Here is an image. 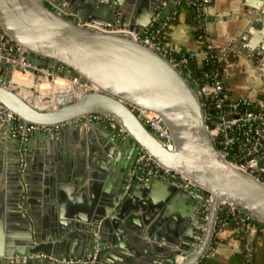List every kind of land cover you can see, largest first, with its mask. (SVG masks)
I'll use <instances>...</instances> for the list:
<instances>
[{"label":"water","instance_id":"1","mask_svg":"<svg viewBox=\"0 0 264 264\" xmlns=\"http://www.w3.org/2000/svg\"><path fill=\"white\" fill-rule=\"evenodd\" d=\"M61 1L60 5L53 0H0V47L8 39L25 50V57L36 68L67 78L77 76L99 91L80 90L57 95L53 100H40L32 90L13 84L12 73L17 66L0 58V116L6 119L11 113L24 128L31 124L46 127L33 132L42 138L51 134L64 138L70 129L76 132L82 124L92 125L88 134L82 131V135L88 141L96 135L100 137L107 159L103 177L109 189L100 205L88 208L86 216L51 224L46 237L35 219L33 193L22 167V156L30 148V141L22 142L19 132H10L8 136L14 139L15 148L5 177L22 236L15 243L12 240L8 250L0 254V264H63V258L86 260L87 255L93 257L92 263L73 264H117L110 256L117 240L115 235L129 230L142 235L143 219L148 221L156 211L155 223L164 220L160 205L153 207L149 198L151 189L159 183L180 194L185 205L179 220L175 213L170 218L168 230L176 241L166 240L170 246L166 254L165 248L154 247L163 257L146 259L145 264H176L180 255L184 260L177 264H195L224 228V221L233 222L225 219L228 210L223 208V202L235 205L264 228V182L255 173L232 166L230 156L219 155L207 132L216 122L205 121L197 90L167 57L136 38L142 33L155 34L174 12L177 0H140L136 11H132L136 0ZM253 1L254 7H262L251 26L264 24V0ZM64 3L75 7L74 11L64 8ZM65 11L72 17L66 16ZM77 21L125 29L134 37L83 29L76 25ZM262 29L264 33V25ZM240 52L256 74L264 77V49ZM131 105L160 115L161 125L171 136L172 150L164 148ZM93 114L112 118L122 130L108 121L92 119ZM8 124L11 130L14 121ZM115 152L119 156L110 162ZM144 152L167 168L169 174L160 171L159 176H148L146 172L153 167L139 169L138 163L145 164L144 158L139 160ZM258 167L264 170V156ZM82 177H87L84 170ZM81 179L74 183L80 185ZM186 181L196 188L186 187ZM208 196L212 202L205 209Z\"/></svg>","mask_w":264,"mask_h":264},{"label":"crops","instance_id":"2","mask_svg":"<svg viewBox=\"0 0 264 264\" xmlns=\"http://www.w3.org/2000/svg\"><path fill=\"white\" fill-rule=\"evenodd\" d=\"M53 1L60 5L62 3L61 0ZM139 1L136 0L133 4L132 11H136ZM201 2L202 10H198L195 15V12L186 6L188 0H177L174 12L167 17L166 23L158 27L155 34L142 33L140 37L154 35L156 40L173 53L192 54L193 61L189 67L195 71L200 69L205 58L204 48L207 44L215 47L223 70L222 80L230 97L245 100L255 107L264 106V77L257 75L253 65L240 56V51L243 50L250 52L264 49L260 47L264 45V24L260 22L251 26L262 6L254 7L253 0ZM63 7L71 11L75 9L67 3H64ZM154 20H157V17L152 19V22ZM198 30L203 32V37L198 35ZM204 38L210 43H205ZM236 49L238 50L235 51ZM8 125L0 129V254L8 250L12 240L15 243L22 236V227L17 225L13 214L11 189L6 185L7 163L12 161V151L15 148L14 139L8 136ZM92 128V125L82 124L76 132L70 129L64 138L52 134L42 138L31 133L30 137L22 140L30 141V148H27V153L22 156V167L26 169L23 174L25 172L33 193L35 219L46 237L51 224L59 221H77V216H86L88 208L100 205L104 192L109 189L103 177L105 172L102 168L107 164V159L101 148L100 137L96 135L93 141H88L86 136L82 135V131L88 134ZM51 140L56 143L51 144ZM118 156L115 152L110 162L116 161ZM82 169L87 174L85 179L82 177ZM113 171L116 175V168H113ZM92 173L95 176H92ZM80 177L82 183L76 185L74 181ZM151 191V205H160L159 210L164 213V220L160 224L155 223L158 215L156 211V215L148 221L143 219L142 235L134 230L115 235L117 240L110 256L117 264H145L146 259H158L163 257V254H157L154 247L158 245L165 248L163 253L166 254L170 248L166 240L176 241L168 227L174 213L176 220H179L185 205L184 199L174 190L165 188L163 183H159ZM69 214L76 218L70 219ZM140 214L142 213L138 212V215ZM237 219L238 217L231 223L219 221L223 223L224 228L216 233L210 246L205 248L195 264H264V234L252 223H243ZM122 228L127 230L126 227ZM136 236L142 239L136 240ZM183 260L179 259V263Z\"/></svg>","mask_w":264,"mask_h":264},{"label":"built area","instance_id":"3","mask_svg":"<svg viewBox=\"0 0 264 264\" xmlns=\"http://www.w3.org/2000/svg\"><path fill=\"white\" fill-rule=\"evenodd\" d=\"M63 13L68 17H72L70 12L65 11ZM76 25L95 32H113L134 37L133 34L125 29H117L111 26H101L89 22L82 23L80 21H77ZM136 38L167 57L174 66L182 71L183 75L197 90V95L204 108L205 121L216 122L214 128L211 130L207 129V132L215 143L219 155L222 158L230 156L229 163L232 166L244 172L255 173L257 177L264 182V170L258 167L259 160L264 156V106L259 105L255 107L245 100L232 99L222 80H213L209 84L207 83L204 86L198 87L195 81L190 80L192 79V69L189 67L188 60L189 58H193L192 54L188 53L189 55L187 54V56L185 54L181 55L178 59H174L170 56L172 51L156 40L154 35L150 37L144 36L143 38L137 36ZM208 47L210 48L212 46L208 45ZM24 54L25 50L19 45L10 42L8 39L2 42L0 47V58L10 61L17 66V69L13 70L12 81L15 75L24 76L23 80H31L30 83H32V88L29 87L28 89L34 91L36 96L37 87L44 89L48 93L49 97L43 99L37 96L40 100L49 101L53 100L57 95L73 94L80 90H84L85 92L99 91L96 86L81 82L80 78L77 76L67 78L54 75L47 70L38 69L27 60ZM56 87L60 88L61 92H58L59 90H56ZM208 101H210L209 108L207 107ZM130 108L138 119L151 130L153 135L161 141L164 148L166 150H172L173 144L171 136L168 130L161 125L160 115L154 111L134 105H131ZM91 118L96 121H108L112 126H117L119 130H122L120 126L116 124V121L106 115L93 114ZM11 120L14 121V124L10 132H19L22 140H25L29 134L36 130L41 128L46 129V127L32 124L24 128L22 121L11 113H7L6 119L0 116V129L4 126V122L8 124ZM143 158L145 159V164L141 165L138 163L137 167L139 169L153 167V169L146 172L148 176H159L160 171L169 174L170 171L159 164L150 154L144 152L139 160ZM139 160L138 162H140ZM179 176L183 181L185 180L183 176ZM186 187L196 188L190 181H186ZM211 202L212 197L208 196L204 208L208 209ZM222 206H225L223 208L227 209L232 215L241 217L240 221L243 223H251L253 218L235 205L223 202ZM256 227L261 234H264V228L259 227V224ZM180 258L184 259V256L180 255L175 261L176 264L179 263ZM86 261L92 263L93 257L87 255L86 260H67L63 258L61 263L73 264Z\"/></svg>","mask_w":264,"mask_h":264},{"label":"trees","instance_id":"4","mask_svg":"<svg viewBox=\"0 0 264 264\" xmlns=\"http://www.w3.org/2000/svg\"><path fill=\"white\" fill-rule=\"evenodd\" d=\"M189 3L186 4V6L188 8H190L191 10H193L196 12L199 10V12H201L202 10V6H203V2H201V0H188ZM182 3V2H181ZM201 30V29H200ZM198 30V35L203 37V32ZM205 39V43H210L209 40H207V38ZM217 49L215 47H208L207 46L204 48L205 51V58L201 63L200 69L195 71L194 69L191 70L192 72V79L198 84V87L204 86L205 84H209L211 81L213 80H222V68L220 66V60H219V54L216 51ZM187 56L188 53H171V57L174 59H178L180 58L181 55H185ZM189 55V54H188ZM189 62V66L190 63L193 61V58H189L188 60ZM223 81V80H222ZM225 86V85H224ZM205 100V98H204ZM206 101V100H205ZM210 106V101H208L207 103V107L209 108ZM236 215H232L230 213H227L225 215V219L228 221H235L236 220ZM241 220V217H238L237 220ZM250 223V222H249ZM251 223L255 226H258V222L254 219H252Z\"/></svg>","mask_w":264,"mask_h":264},{"label":"bare ground","instance_id":"5","mask_svg":"<svg viewBox=\"0 0 264 264\" xmlns=\"http://www.w3.org/2000/svg\"><path fill=\"white\" fill-rule=\"evenodd\" d=\"M18 76H19V75H15V76L13 77V82H14L15 85H17V86L22 85L23 87H26V88H29V87L31 86V84H32V83H30L31 80H29V79H28V81H27V80H23L24 76H22L23 78H21V77L18 78ZM18 80H21L23 83H21V82L18 81ZM37 88H39V87H37ZM56 90H59L58 92H61L60 88H58V87H56ZM39 91H40V92H37V95H38V97H40L41 99L45 98V96H48L47 91H45V90L42 91L40 88H39ZM44 93H46V95H45ZM43 94L45 95L44 97L42 96ZM48 97H49V96H48ZM180 259H181V258H180ZM179 262H180V261H179Z\"/></svg>","mask_w":264,"mask_h":264},{"label":"rangeland","instance_id":"6","mask_svg":"<svg viewBox=\"0 0 264 264\" xmlns=\"http://www.w3.org/2000/svg\"><path fill=\"white\" fill-rule=\"evenodd\" d=\"M19 77L23 78V77L20 76V75L18 76V78H19ZM18 81H20L21 83H23L21 80H18ZM13 84H14V83H13ZM16 86H17V85H16ZM19 87H23V86H22V85H19ZM30 87L32 88V85H31ZM41 90L44 91V89H41ZM33 92H34V91H33ZM37 92H40V91H39V88L37 89ZM44 94L46 95V93H44ZM44 94L42 95L43 97L45 96ZM34 95L36 96V93H35V92H34ZM37 96H38V95H37ZM45 97H48V96H45Z\"/></svg>","mask_w":264,"mask_h":264}]
</instances>
